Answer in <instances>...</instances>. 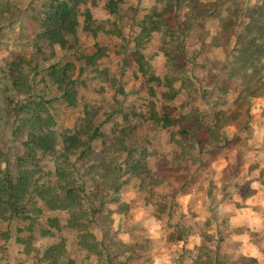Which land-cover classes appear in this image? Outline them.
Masks as SVG:
<instances>
[{
  "label": "rangeland",
  "instance_id": "rangeland-1",
  "mask_svg": "<svg viewBox=\"0 0 264 264\" xmlns=\"http://www.w3.org/2000/svg\"><path fill=\"white\" fill-rule=\"evenodd\" d=\"M49 1L0 0V145L16 148L28 136L52 132L56 151L37 152L31 165L35 179L52 185L58 160L69 157L76 166L84 165V158L76 161L77 155L66 150L65 134L79 129L85 119L99 124L108 137L125 128L128 147L118 159L124 184L114 199L113 190L101 185L112 227L97 233L103 258L80 245V230L68 223L69 212L50 210L40 202L43 213L35 221L24 216L0 221V264H197V237L205 232L217 234L209 241L212 246L237 257L230 225L225 223L221 231L227 235L223 240L221 232L212 230L225 216L219 209L222 201L238 191L248 192V177L264 180V94L245 107L236 104L245 67L231 64L232 47L216 43L223 42L221 28L231 23V16L240 14L242 23L244 15L264 7L262 0H210L222 2L221 13L183 33L179 27L187 17V0H180L179 6L178 0H167L174 3L171 27L161 23L159 30L146 33L144 22L151 28L150 20L165 19L160 13L166 6L158 0H124L118 14L106 9L109 0H95L96 5L89 0L96 23L108 27L114 21L122 33L95 35L80 28L64 48L37 37L41 27L36 18L46 16ZM136 42L151 66L149 75L142 74L133 59ZM102 48L106 55L87 63L85 56ZM53 66L66 73L63 85L68 83L74 92V105L52 76ZM151 74L166 84L151 81ZM167 78L175 90L167 87ZM175 92V99L164 96ZM192 104L208 112L209 126L217 119L222 124L233 110L241 115L221 128V141L213 144L184 140L179 124L166 127L154 121L153 115L162 116L164 108L178 118ZM96 149H104L102 140ZM139 160L148 172L131 173L129 166ZM92 182L88 179L87 184ZM50 218L59 219L62 235ZM62 242L58 261L46 259V250ZM236 261L242 264L238 258L230 262Z\"/></svg>",
  "mask_w": 264,
  "mask_h": 264
},
{
  "label": "trees",
  "instance_id": "trees-1",
  "mask_svg": "<svg viewBox=\"0 0 264 264\" xmlns=\"http://www.w3.org/2000/svg\"><path fill=\"white\" fill-rule=\"evenodd\" d=\"M91 1L93 5H96L95 0ZM123 1L109 0L106 9L111 14H118ZM179 1L175 2V6H179ZM187 1L189 3L187 17L180 24V33L190 31L199 26L205 19L221 13L222 2L210 0ZM158 2L166 6L163 9L164 11L160 13L165 19L163 21L150 20L149 24L154 25L151 28L144 22L143 33L150 30H159L161 23H165L167 26L170 24V27L172 25L174 3L167 0H158ZM262 3L264 4L263 0ZM89 5V0H50L46 2L44 5L46 16L36 18L41 27L37 37L64 48L69 45L70 36L77 34L80 28L95 35L101 32L107 34L122 33L121 28L114 21L108 27L104 24H97ZM237 14L233 19L232 16L230 17L231 23L223 21L225 23H222L223 26L220 32L223 42L216 43V45L225 48L232 47L229 52L233 57L231 64L245 67L244 87L240 90L236 99V104L241 108L250 103L253 97L264 94V7L260 5L253 12L244 15L245 19L242 23H239L240 14ZM240 26H242V30L244 29V33L241 31ZM233 38L235 40L231 46ZM139 46L141 44L136 42L133 59L137 62L141 73L149 75L151 66ZM105 55L106 50L102 48L100 53L92 56L86 55L85 58H87V63H94L95 59ZM248 68L251 70L248 71ZM52 76L63 89L67 101L74 105L76 102L74 92H72L68 83L63 85L66 73L53 66ZM150 80L163 86L166 84L159 76L152 74ZM166 81L167 87L175 90L173 80L167 78ZM153 93H156L154 89ZM164 96L175 99L176 92L173 95L165 93ZM189 106L185 104L184 107L188 108ZM164 109L162 116L157 113L153 115L154 121L162 123L166 127H176L179 124L180 137L187 141L196 139L194 141L198 143L202 141L212 144L218 143L221 141V128L226 123L230 124L237 120L241 115L239 110H233L230 116L224 118L225 121L222 124L220 119H217L213 126H209L206 123L208 112L200 111L196 104H192L190 110H184L178 118L172 117L171 108ZM51 133L42 132L31 137L28 136L22 140L24 143L18 144L16 148L0 145V221L15 216H24L35 221L43 213L40 202L44 203L50 210H65L70 214L68 220L70 226L80 230V245L94 253L98 258H103L104 247L102 240L97 238V233L102 232V234H105V231H111L112 227L108 216L105 214L106 203L109 200H105L102 186L113 190L114 199L124 184L123 166L118 162V159L119 154L128 147L123 138L126 129H122L121 134L118 136L108 137L101 131L99 124H96L93 120L85 119V124L80 126L79 129L73 133H68L69 135L65 134V137H67L66 142L69 143L66 150L71 155H77L76 161L84 158V165L76 166V163L71 161L69 157L58 160L55 170L56 181L54 184L48 185L45 184V181L40 182L35 179L34 171L36 172V170L31 165L33 158L38 159L37 152L56 151V139ZM100 140L104 142V149L98 152L96 146ZM228 143L229 140L226 139L225 144ZM128 169L135 174L146 173L149 170L148 166L140 160L130 165ZM95 176L104 179L105 181H102L105 184L98 183ZM107 178H112V182L109 183ZM88 179L89 181L93 180L91 186L87 184ZM49 221L62 235L63 230L59 219L50 218ZM204 237L210 241L217 236L205 232ZM62 248H65L64 242L49 247L45 252V258L56 263L59 256L62 255ZM199 249L200 253L204 252L207 256V261H202L204 264H237L238 262H230L227 256L221 255L220 249L212 245H206L205 241L202 242ZM239 262L254 264L256 260L241 256ZM197 263L201 264V256L198 257Z\"/></svg>",
  "mask_w": 264,
  "mask_h": 264
},
{
  "label": "crops",
  "instance_id": "crops-1",
  "mask_svg": "<svg viewBox=\"0 0 264 264\" xmlns=\"http://www.w3.org/2000/svg\"><path fill=\"white\" fill-rule=\"evenodd\" d=\"M221 172L223 175L225 171L221 170ZM247 173H249V170ZM248 178L251 179V189L248 192L243 194L238 191L234 194L232 199L222 201L219 209L224 212L225 219L224 217L221 218L217 223L216 229H218V231L214 229L212 232L219 233L224 230L225 223L229 224L234 230L231 236L236 239V243L238 244V256L234 258V256H231L228 252H224L222 249L220 250L221 255L227 256L229 261L245 256L255 259L256 262L254 264H264V180L260 175ZM223 183H225V180ZM239 204L241 205L239 206ZM221 233L222 237L220 239L223 240L227 238V235H224L223 232ZM197 238L199 239L198 247L194 258L197 263L198 257L201 256V262H205L207 261V256L204 252L200 253L199 248L203 241H205V244L208 246L211 244L204 235H200Z\"/></svg>",
  "mask_w": 264,
  "mask_h": 264
}]
</instances>
